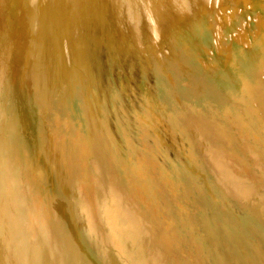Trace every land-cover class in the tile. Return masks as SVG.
Listing matches in <instances>:
<instances>
[{"label": "bare ground", "instance_id": "1", "mask_svg": "<svg viewBox=\"0 0 264 264\" xmlns=\"http://www.w3.org/2000/svg\"><path fill=\"white\" fill-rule=\"evenodd\" d=\"M0 264H264V0H0Z\"/></svg>", "mask_w": 264, "mask_h": 264}]
</instances>
